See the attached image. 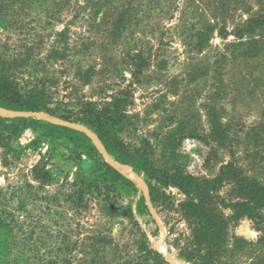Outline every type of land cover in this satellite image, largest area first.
<instances>
[{
    "label": "rangeland",
    "instance_id": "1",
    "mask_svg": "<svg viewBox=\"0 0 264 264\" xmlns=\"http://www.w3.org/2000/svg\"><path fill=\"white\" fill-rule=\"evenodd\" d=\"M30 1L0 0V64L8 65L21 86L43 88L49 107L76 112L82 100L101 104L127 92L129 124L123 136L145 146L158 165L199 178L213 177L231 160L249 174L264 167V20L251 22L257 16L264 19V0ZM120 15L116 31L113 23ZM53 46L59 53L49 56ZM38 113L25 117L84 132L103 158L136 184L137 190H110L106 210L102 199L90 198L76 217L83 226L81 236L107 234L112 264H157L151 250L167 262L164 252L175 262L197 264L198 255L183 258L195 247L194 221L179 206L185 194L162 188L160 204L150 200L154 216L142 173L105 155L83 124ZM212 118L227 126V137L213 133ZM249 162L255 170L247 169ZM36 164L52 174L38 194L66 191L76 174L94 171L72 140L30 123L0 148L1 197L14 208L28 196L27 183L38 185L32 174ZM218 193L227 202L236 196L230 181ZM142 194L147 209L139 210ZM218 210L228 226L213 264H264V220L256 224L246 216L234 218L229 208Z\"/></svg>",
    "mask_w": 264,
    "mask_h": 264
},
{
    "label": "trees",
    "instance_id": "2",
    "mask_svg": "<svg viewBox=\"0 0 264 264\" xmlns=\"http://www.w3.org/2000/svg\"><path fill=\"white\" fill-rule=\"evenodd\" d=\"M37 1L42 3L43 0H31L29 3ZM94 1L99 4L108 2ZM56 6L61 8L62 3L58 1ZM52 13L60 15L59 11ZM121 20L122 15L113 23L114 30L117 31L120 27ZM262 20L263 17L257 16L251 22L258 25ZM59 34L63 36L65 31ZM65 49L60 53L61 56L66 54ZM58 53L57 47L53 46L49 56ZM4 63L0 64L1 108L13 111H45L88 127L114 161L130 166L135 172L144 175L149 197L154 205L162 201V196L165 195L162 188L165 187H175L187 196L179 206L182 213L194 221L195 247L183 255L185 260L189 261L198 255L197 264H213L215 253L224 247L228 224L221 210H218L219 207L229 208L234 218L246 216L256 224L264 220L263 166L257 168L258 172L249 174L243 167L236 166L235 160H231L223 164L213 177L202 178L181 171H171L158 165L145 146L124 138V129L129 124L126 114L129 103L127 92L121 91L101 104L82 100L76 112L67 110L60 113L58 109L49 107V98L43 88L37 85L21 86ZM30 123L40 125L49 134H59L60 137L72 140L76 147L85 151L87 159L93 162L94 171L93 174H76L66 191H44V194H38L39 190H45V186L51 182L52 174L44 165L36 164L32 174L38 185L34 187L27 183L28 196L20 198L17 208L7 201V197H1L0 188V264H112L106 254V249L111 244L110 237L103 231L87 232L81 236L80 227L83 226L76 217L87 208L90 198L102 199L104 207L101 209L106 210L110 203V190H137L135 182L107 162L84 132L67 125L42 119L0 115V148L8 147L11 140ZM211 127L213 133L220 138L227 137V126L221 120L212 118ZM249 165L250 162L247 163V169L251 168ZM251 166L255 169L257 167L252 162ZM225 181L232 182L236 193L228 202L218 193ZM28 203L33 206L32 209L26 208ZM137 204L139 210L140 207L147 209L143 194ZM64 205L67 206L66 209ZM239 241L240 238L235 239L237 245ZM151 252L157 264H169L161 253Z\"/></svg>",
    "mask_w": 264,
    "mask_h": 264
},
{
    "label": "water",
    "instance_id": "3",
    "mask_svg": "<svg viewBox=\"0 0 264 264\" xmlns=\"http://www.w3.org/2000/svg\"><path fill=\"white\" fill-rule=\"evenodd\" d=\"M0 115L2 116H10V117H16V116H21V117H25V116H28V115H35V116H39L40 114L38 112H33V111H13V110H9V109H4V108H1L0 107ZM68 125V124H67ZM73 126V125H72ZM84 129V128H83ZM86 130V129H84ZM88 132V131H86ZM91 135V137L93 138L94 141L98 142L99 145L101 146L102 148V151L104 152L105 155L108 156V154L106 153L103 145L100 143V141L98 140L97 136L94 134V133H89ZM109 163L112 164L113 166H115L116 168H118L121 172H123L118 165L114 164L113 162H111L109 160ZM124 173V172H123ZM125 174V173H124ZM126 175V174H125ZM128 176V175H127ZM129 177V176H128ZM130 178V177H129ZM132 179V178H130ZM133 180V179H132ZM145 198H146V202L149 206V208L151 209L152 211V206H151V203H150V198H149V193L146 192L145 194ZM153 212V211H152ZM154 216H155V213L153 212ZM159 222V221H158ZM156 248H159V245L156 244L155 245ZM164 256L165 258L168 260L169 264H187L186 261H177L175 262L170 255H168L167 253L164 252Z\"/></svg>",
    "mask_w": 264,
    "mask_h": 264
},
{
    "label": "bare ground",
    "instance_id": "4",
    "mask_svg": "<svg viewBox=\"0 0 264 264\" xmlns=\"http://www.w3.org/2000/svg\"><path fill=\"white\" fill-rule=\"evenodd\" d=\"M160 248H161V249H164V247H162V246H161Z\"/></svg>",
    "mask_w": 264,
    "mask_h": 264
}]
</instances>
